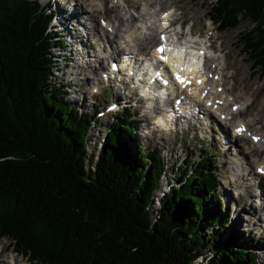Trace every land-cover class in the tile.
I'll list each match as a JSON object with an SVG mask.
<instances>
[{
  "label": "trees",
  "instance_id": "trees-1",
  "mask_svg": "<svg viewBox=\"0 0 264 264\" xmlns=\"http://www.w3.org/2000/svg\"><path fill=\"white\" fill-rule=\"evenodd\" d=\"M207 1L218 30L250 23L238 42L264 79V0ZM49 20L36 1L0 0V237L34 264H254L224 233L212 157L182 148L177 186L157 198L163 163L132 141L127 109L87 152L97 108L69 107L52 83Z\"/></svg>",
  "mask_w": 264,
  "mask_h": 264
},
{
  "label": "rangeland",
  "instance_id": "rangeland-1",
  "mask_svg": "<svg viewBox=\"0 0 264 264\" xmlns=\"http://www.w3.org/2000/svg\"><path fill=\"white\" fill-rule=\"evenodd\" d=\"M41 1L44 4V0ZM158 1L160 0H153L152 5H150L149 0H124L123 3H120L119 0H106V2H104L105 4L101 5L102 7L99 12L92 14V26L96 25V28H93L88 21L89 18L83 17L80 14V8H83L82 11L85 16L88 14L85 10L88 9L89 11L87 5H82L81 0H49L51 8H53V3L56 2L65 15L72 11L71 14L74 15L70 19L72 24L75 22L74 19H77L80 22L83 21L84 24L83 28H81L79 23L75 22L76 28L73 33H70L71 30H69V28L60 27L59 22L56 20V28H61V31L63 32V45L68 46L71 41L68 38L69 34L71 36L70 38H74L75 44L82 40H84L85 44L82 51L75 52L76 57H74L73 62H68L67 68L63 66L64 62L60 59L62 53L58 54V48L51 46V63L56 64L59 70H53L54 75H52V83L55 86L58 83H70V87L65 88L64 99L67 101L70 100L76 102L77 99H80L81 95L82 98L86 97L84 104L82 102L81 105H68L69 107H73L79 112L81 111L86 114L91 113V104L96 106L97 111L103 109L108 103H118L122 107L123 105L126 106L123 102V98L128 97L130 101L126 106L127 115L131 116V119L134 118L139 122L137 125V131L134 134L135 137L132 141H136L139 144L140 151L143 154L149 153L152 150H158L159 157L163 163L164 173L167 176V181L170 183H175V180L172 177L173 175H171V173H173L170 170L171 165H175L176 163L179 164L181 162L182 157L184 156L183 152H181L182 148L190 147L193 150V153H190V155L191 161L194 162L198 160L199 155H206L208 158L212 157L215 167L217 168L218 176V188L215 195L218 197L220 205L225 207V214H227L224 215L223 212L220 213L225 218L227 217L224 233H231V230H233L236 235L242 236L245 239L244 246L242 247L246 248L249 252L256 250L255 254L257 257L255 258L254 264H264V228L262 229L264 215L260 212L259 208L260 204H264L263 199H260L259 197L251 198L248 196L250 194H255L257 189L255 183L252 184V180H249V182L244 181L243 178L245 176L241 178L242 188L236 187L234 183L231 182V176L235 172L234 165L239 162V156H233V148H231L229 153H224V148L226 147L225 142L227 141H224V139L219 137L218 134L211 137L207 131L213 129V127L208 128L206 126H203L202 131L192 128L186 132L177 130L174 134L170 132L167 134L153 133L152 135H145V132L148 130L151 131V125L147 126L145 124L148 115L145 114L144 107L147 106L142 103L136 104L131 102V94L123 84H120L119 87L116 88H105V85L99 80V73L105 72L108 67L106 62H102L100 68L97 66L99 64V60L97 59L98 51L95 45V40L92 38V34L94 37L98 32L101 33V35L104 33L102 30H99L97 19L99 17L107 19L111 26L116 27V29L119 28V31L117 32L118 36L122 37L123 40H127L126 36L128 34L133 35L135 30L139 27H142L149 33L148 28L150 24L148 20L152 16H150L149 13L150 11L153 12L156 8L159 9V6L157 5L159 3ZM161 1L166 2L164 5V11L169 10L170 8L168 7L174 8L173 17H175L177 21L174 23L173 29L177 30V23L184 22L185 25L182 29L184 37L189 33V39L191 38L193 41L197 40L198 43H205L207 38L210 37V40L207 43L211 44V48L213 49L211 56L217 58V63L219 64L218 68H221L220 72L216 71L217 73L219 72L218 75L223 81L219 83L224 90V96L228 100H232L228 101L226 110L228 109V105L232 103H239V110H241L239 113L237 112V114H240L239 116L237 114L236 117L232 115L231 119H228V124L225 123V129H228V133H231L229 130L232 127V123L236 122V120L241 119L243 122L249 121V123H251L248 127L250 133L247 134L246 140H243V142L239 140L238 144L241 145V147L244 145L249 158L256 162L261 159L264 162V142L262 141V143H255V145H253L251 139H247L252 138L251 133L262 134L264 136V80L260 79L257 71L253 70L250 62L247 61V57L242 54L240 48L236 47L241 35L250 28V23L248 21H242L232 30L223 32L219 31V33H217L216 30L214 31L215 26L207 20V0ZM210 1L211 0H209V2ZM100 4L101 2H97V6H100ZM38 5H40L39 2ZM41 5L40 7L43 6ZM43 11L45 15L48 14L45 7L43 8ZM52 23L53 22L51 21V24ZM90 28L94 31L89 30ZM115 35H108V39L112 45H114L113 41L118 39V36L116 38ZM196 36H199V38ZM157 39L158 38L155 36L152 38V41L151 39H148L144 44L156 42ZM90 45H92L94 50L90 51ZM106 51L109 53L108 49H106ZM57 54L59 57H57ZM91 54L96 55V57L94 56V58H92ZM118 54L119 53L115 55L118 56ZM222 54L226 55L224 61ZM75 58H77L76 63ZM111 58L113 59L114 57L112 56ZM224 62L226 63V66L223 64ZM211 64L212 63L207 64L209 71L213 70L209 68ZM223 66L226 67L225 70H222ZM93 77H95V80ZM218 80L220 81V79ZM96 81H99V84L101 83V88L98 95L93 96L91 90L93 91L94 89H91V87ZM82 88H84V92L81 91ZM74 90L75 92L73 93ZM120 114L121 112L116 113L115 115H105L103 118L94 117V127L87 131L88 143L86 150L88 153L95 150L96 147L99 148L98 144L101 142V138H103L105 131L109 127V123ZM144 118H146L145 122H143ZM145 127L146 129H144ZM122 137H124L123 134ZM239 150L242 152L240 148ZM234 182L236 183V177ZM167 190L168 187L160 184L155 193L157 196L161 197L162 193ZM254 215L259 218L257 224L254 223ZM211 229L212 228L207 229L204 234H210ZM259 229L262 230L261 235H258ZM9 250L8 242L5 239H0V259L5 261L3 264H9L8 258L13 261V264H28L25 261V258L23 259L20 255L11 254ZM205 254L208 255L209 251L205 250ZM14 255L17 256V258H14ZM200 261L201 259L198 258L193 264H198Z\"/></svg>",
  "mask_w": 264,
  "mask_h": 264
},
{
  "label": "bare ground",
  "instance_id": "bare-ground-1",
  "mask_svg": "<svg viewBox=\"0 0 264 264\" xmlns=\"http://www.w3.org/2000/svg\"><path fill=\"white\" fill-rule=\"evenodd\" d=\"M81 1H82L83 6L84 5L88 6L89 11H88V9L85 10L88 13V14L86 13L87 15L85 16L84 12L82 11L83 8H80V14L83 17H88L89 18L88 21L90 22L91 27L96 28V25L92 26V14L98 12L99 7H97L95 0H81ZM101 1L103 3L106 2V0H101ZM158 2L159 3L157 5L159 6V9L156 8L157 10L155 9V10H153V12L150 11V13H149L150 16L152 15L151 18L148 20L149 24H150V26L148 28L149 33H148V31H145L142 27H139L137 30H135V33L133 35L128 34L126 36L127 40H123L122 37L118 36L117 32L119 31V28L116 29V27L111 26L109 24V21L107 20V23H108L107 26H110L113 30V32L109 35H115L116 34L115 36H116V38L118 36V39L113 41L114 45H112V44H110L108 36L105 33H102V35H101V33L98 32L96 34V36L93 37V39L95 40L96 48H98L97 59L99 60V64L97 66L100 68L102 62H106V65L108 67V65L112 61L111 57L117 53H119V55L125 54V55L132 56L131 57L132 59H127V60L123 61V64L125 66L131 65L133 62H134L133 66L141 63L140 55L153 56L157 59V61L159 63H161V66L165 67L167 69V71H169L171 76H173L174 78H178L179 75H185L186 77L195 78L196 81L198 82L197 87L196 86L193 87L190 97H185V100H187V101L184 102V104H193V105L201 108L203 111H206L208 113H212L214 115L215 121L217 120L219 123L218 125L221 127V134L223 136V139L227 140L228 145H227V148H225L224 153H229L231 151V148H233V151H234L233 156H239V162L235 163V165H234L235 172L231 176L232 177L231 182L234 183V185L236 187H240V188H242L241 187L242 186V184H241L242 179L241 178H243L244 176H245L243 178L244 181L249 182V180H252V181L258 182L259 187H260V191H258L259 193L250 194L248 196L251 198L259 197L260 199H263V203H264V162L261 159L257 160V162H256L253 159L249 158L247 156L246 151H245L244 145H243V147H241V145L238 144L239 140L242 142H243V140H246L247 134L250 133V131L248 130V127L250 126L251 123H249V121L243 122L241 119L236 120V122L232 123V127L230 126L231 129L229 131L231 133H228V129L227 130L225 129L226 128L225 123L228 124V119L230 120L232 115L235 117L237 115L239 116L240 114H237V112L239 113L241 110H238L234 114L229 113V110H228L229 107L231 105H234L235 103L228 105V109L226 110V106L228 104V99L224 96L223 89L221 88V85L219 83L222 81L221 78H220V81L217 80L215 82H212V86L210 88L212 91H214L212 95L208 94V90L205 89V86L203 83L201 85L199 84V82L205 78L207 73L218 75V73L220 72V69H213L212 71H209V69H207L208 71H205L203 73L201 59L203 58L204 53H203L201 48H199L198 50L188 49V48H190L189 45H191L193 43V40L191 41V38L189 39L187 34L185 35V37H186L185 43L187 44V46L184 44L182 49H178L176 46H174L172 44V42L170 41L171 40L170 36L165 31V29L168 26V20H166V19H168V14L171 12V10H174V8L168 7L170 9L167 11H164V5L166 4V2L161 1V0ZM41 3H42V1H41ZM149 3H150V5H152L153 0H149ZM129 24H131V23H129ZM161 34H163L161 43H162V46L165 49V51H163V53H161V54H158L157 52L152 53L154 46L157 45L158 39L156 42H153V43H149V44H144V43H146V40H148V39H151V41H152V38H154L155 36L157 38H159V36ZM72 36H73V34H72ZM70 37L71 36H68V38L74 42V38L73 37L70 38ZM202 47H204V46L202 45ZM210 48H211V46H210ZM106 49L109 50V53L106 51ZM161 57H165L166 60L162 59ZM75 59H77V58H75ZM223 59L224 60L226 59V55H223ZM50 60H51V55H50ZM210 60L211 61L208 63L215 64L216 59L213 56H211ZM73 61H74V59L73 60L69 59V62H73ZM153 63L154 62H151L148 64V62H145L144 66L141 67L139 70L143 71L147 67H151ZM223 64L226 66L225 62ZM54 65H55V69L58 70V66L56 64L52 63V66H54ZM63 66L65 67L64 63H63ZM209 68H210V66H209ZM52 70H54V67ZM216 70L219 72L217 73ZM106 71H107V69H106ZM202 73H203V75H202ZM201 77H202V80H201ZM93 79L95 80V77H93ZM157 81H159V80H157ZM96 83L99 84V81L98 82L96 81ZM160 83H161V85H165L162 82V80H160ZM61 84H63V83H61ZM203 89H205V90L203 91ZM176 94H178V93L176 92ZM222 94H223V96H222ZM169 100L171 103V101H173L174 98H170ZM184 108L186 110L188 109V107H184ZM144 112L146 115H148V119H147V122H145L146 118H144L143 122H145V124L147 126L151 125V131L148 130L144 134L145 135H149V134L152 135L153 133L165 134V132L162 131V128L164 129V126H165L163 119L157 118V119L153 120V118H151L150 112H146V111H144ZM240 124H244L247 127L246 129H244V135H245L244 137L245 138L236 137L234 132H233V130L236 127L240 126ZM157 126H159L160 128H157ZM144 129H146V127ZM251 134H252L251 135L252 137H256V139H257L256 144L261 143V139L263 138L262 134H253V133H251ZM239 148L242 150V152H240ZM251 151H252V149H251ZM247 158H248V162H247ZM235 177H236V183L234 182ZM240 179H241V181H240ZM231 182H230V184H231ZM167 191H165V192H167ZM165 192H163V193H165ZM157 198H159V196H157ZM256 208H257V206H256ZM259 208H260V212L264 215V204L263 205L260 204ZM253 219H255V221H254L255 224H257V222H259V218H257L256 215H254ZM260 228H261V226H260ZM263 228H264V223L262 224V229ZM259 230H261V229H259ZM9 251L11 252V254H13L11 249ZM13 257L17 258V256H15V255ZM0 263L3 264V263H5V261L3 259L2 260L0 259Z\"/></svg>",
  "mask_w": 264,
  "mask_h": 264
},
{
  "label": "snow or ice",
  "instance_id": "snow-or-ice-1",
  "mask_svg": "<svg viewBox=\"0 0 264 264\" xmlns=\"http://www.w3.org/2000/svg\"><path fill=\"white\" fill-rule=\"evenodd\" d=\"M157 51L163 52V51H165V49L164 48H159V49H157ZM161 58L166 60L165 57H161ZM238 131H243V129H238ZM254 139H256V138H254Z\"/></svg>",
  "mask_w": 264,
  "mask_h": 264
}]
</instances>
